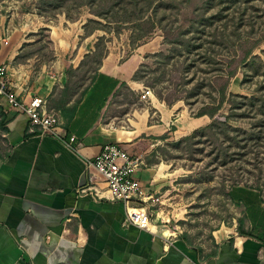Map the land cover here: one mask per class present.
I'll list each match as a JSON object with an SVG mask.
<instances>
[{"label":"crops","instance_id":"obj_1","mask_svg":"<svg viewBox=\"0 0 264 264\" xmlns=\"http://www.w3.org/2000/svg\"><path fill=\"white\" fill-rule=\"evenodd\" d=\"M16 33L0 47L8 60L19 50L13 46ZM145 46L123 59L120 51L111 49L79 100L70 98L59 107L56 100L53 107L50 102L56 75L48 74L40 85L11 81L21 99L47 97L50 107L59 111L60 123L56 133L42 132L24 111L10 108L8 147L0 152V264H264V186H233L229 195L239 210L232 221L220 222L207 243L196 244L187 233L162 227L156 219L170 216L161 211L147 228L128 221L124 202L106 197L107 183L89 166L108 142H118L132 153L133 147L145 144L143 136L155 145L209 123L208 115L194 116L187 107L169 105L156 95L148 97L151 106L135 108L130 126L105 122L110 102L124 82L140 95L145 88L134 79ZM56 49L59 64L58 40ZM14 71L9 65L8 73ZM144 164L137 175L147 196L157 174L155 167Z\"/></svg>","mask_w":264,"mask_h":264},{"label":"rangeland","instance_id":"obj_2","mask_svg":"<svg viewBox=\"0 0 264 264\" xmlns=\"http://www.w3.org/2000/svg\"><path fill=\"white\" fill-rule=\"evenodd\" d=\"M26 1L29 0H0V47L12 40L15 30L17 44L13 46H19L12 60L6 58L8 53L0 51V62L14 67L17 71L8 73L9 77L14 76L10 80L16 82L20 79L21 85L25 86L40 85L48 74L56 75L51 107L62 96L64 88L69 99H78L92 83L99 64L111 49L120 51L123 59L139 45L147 47L143 48L147 51L140 65L139 76L143 80L140 82L151 87L157 98L161 99L156 92L163 91L164 96H171L174 103L187 107L191 114L197 113L210 101L217 102L219 91L210 79L218 71L220 62L217 59L228 52L218 42H213V35L200 34L196 28L184 33L180 43L166 40L162 27L176 26L182 19L177 2L155 0L145 18L154 13L157 27L143 35L146 27L136 20L132 4L125 8L123 5L112 7L108 18L113 20L109 21L91 13L87 5L81 8L68 5V16L62 10L50 9L44 13L36 4L25 11ZM199 6V11L206 16L219 13L223 17L222 20L214 19L211 31L216 26L223 29L224 21L233 15L243 16L242 32L249 31L252 23H255L256 29L264 28V0H206ZM131 11L135 13V20H124ZM44 27L47 30H41ZM56 40L61 43L59 64ZM254 54L258 58L249 59L230 84V90L240 95L238 104L230 110V105L226 103L217 114L222 121H229L231 129L233 127L240 135L251 139L247 146L239 147L232 141L225 156L214 146L208 133L198 132L189 140L184 135L155 145L143 136L145 144L130 150L134 155L142 156L144 163L156 168L157 179L152 177L151 188L147 190L151 218H158L159 211L167 217L169 215L168 220L156 221L164 228H176L183 234L187 233L196 244L207 243L211 230L222 221H232L239 210L229 195L234 184L264 186V111L257 100L250 103L242 98L257 99L264 95V41L255 48ZM209 59H216L217 62ZM18 68L21 69L18 71ZM25 76L26 83H23ZM151 81L153 86L149 84ZM150 101L124 84L112 98L105 122L108 125L130 126L135 108L151 106ZM10 108L5 99L0 98L1 153L8 147L3 116L11 112ZM207 119L211 122L210 116ZM178 140L182 142L176 143ZM144 163L143 167H146Z\"/></svg>","mask_w":264,"mask_h":264},{"label":"trees","instance_id":"obj_3","mask_svg":"<svg viewBox=\"0 0 264 264\" xmlns=\"http://www.w3.org/2000/svg\"><path fill=\"white\" fill-rule=\"evenodd\" d=\"M165 3H170L169 1L160 0ZM172 2H177V6L181 10L182 19L176 26H170L167 27L166 25L162 27L164 29V37L166 40H168L170 43H180L182 42V38L184 37V33H187L192 28H196V30L200 34H206V35H213L214 41L218 42L217 44H220L222 48H225V50L228 53L223 54L224 57L219 60L220 65L217 67L218 71L216 74L212 76L210 79L214 86L217 87L219 98L217 102L210 101L200 107L197 113H192L194 116H202V115H208L211 117V122H209L207 125L201 127L197 131H194L190 135L186 136V139H192L197 136L198 132H205L208 133L209 139L213 142L214 146H217L219 148V151L223 153V155L227 156L228 149L232 146L231 142L235 141L237 146L239 147H245L247 146L248 142H250V138L247 136L240 135V132L238 133L237 129H234L231 125H229V121H222L219 119L217 114L221 112L223 107L228 103L230 105V110H234L235 106L238 104V97L240 95L232 92L230 90V84L232 79L239 73L242 66L245 65L249 59L258 58L254 54L255 48L264 41V28L263 29H256L255 23H252L251 29L249 31H241V27L244 26L243 23V16H236L233 15L230 18L226 19L223 23V29H220V26H216L213 31V24L214 19L218 18L220 20L223 19V17H220L219 13L216 15H209L206 16L205 13H201L199 11V5L203 3L206 0H171ZM143 2V4H142ZM140 2L139 0H29L24 3V10L28 11L31 6L38 5V8H40L44 13H47L51 10H62L70 16V10L66 9L68 5L73 7H79L81 8L84 5H87L90 7V11L93 14H96L98 16L104 17L108 19L109 21H112L113 19L108 18V11L112 7H121L123 5L127 6L129 4H132L134 9L133 11L136 12V20L139 22V24H142L144 27H146V33L143 35H146L147 33L152 32L155 27H157V20H153L154 13H149L147 18H145V13L148 12L155 0H142ZM125 8V7H124ZM51 9V10H50ZM126 9H129L126 8ZM23 10V9H22ZM131 11L130 16L123 18L126 21H133L135 13ZM157 13V12H156ZM91 21L93 19H90ZM119 20V19H114ZM122 20V19H121ZM161 20V19H160ZM201 26V27H200ZM101 28V27H96ZM41 30H47L45 27ZM259 33V36H255V34ZM170 39V40H169ZM49 41L52 42V39L49 38ZM236 45L239 47L236 48ZM25 46V44L23 45ZM20 55V53L17 55V57ZM16 57V58H17ZM211 60V59H209ZM216 59H212L211 61L217 62ZM141 73L140 67L137 69L134 79L143 81L142 78L139 76ZM166 73V72H165ZM95 76L93 77L94 80ZM92 80V81H93ZM128 85L126 82L123 83V85ZM153 86V81L149 83ZM87 87L83 90L82 94L85 93ZM62 93V96L56 100V106H62L65 105L69 98L67 89L64 88ZM157 95L165 101L167 104L172 105L174 104L175 100H172L171 96H164L163 91H157ZM244 99H248L250 103L252 101L257 100L260 104V108L264 111V95L261 94V96L257 97H250L247 98L246 96H242ZM79 100V99H77ZM234 112V111H232ZM229 118V115L227 116ZM7 121H8V114H4L3 116V125L5 127V130L7 131ZM174 126L172 127V129ZM236 131V132H233ZM224 133L223 136L221 134ZM235 133V134H234ZM251 133H249L250 135ZM248 135V136H249ZM167 135H164L165 138ZM182 140H178L176 143H181ZM239 185L234 184L233 186ZM259 186V185H258ZM230 194V190H229Z\"/></svg>","mask_w":264,"mask_h":264},{"label":"built area","instance_id":"obj_4","mask_svg":"<svg viewBox=\"0 0 264 264\" xmlns=\"http://www.w3.org/2000/svg\"><path fill=\"white\" fill-rule=\"evenodd\" d=\"M155 96L153 89L145 86L142 98ZM0 98L5 99L11 108L24 111L31 123L38 126L42 132L56 133L60 123V113L51 108L47 97L31 95L29 99H21L13 90L8 75V65L0 63ZM74 139V136L72 137ZM139 155L130 153L118 142H108L102 151L89 162L107 183V198L124 202L127 219L139 227L152 226V218L147 205L148 196L137 175L143 165Z\"/></svg>","mask_w":264,"mask_h":264},{"label":"bare ground","instance_id":"obj_5","mask_svg":"<svg viewBox=\"0 0 264 264\" xmlns=\"http://www.w3.org/2000/svg\"><path fill=\"white\" fill-rule=\"evenodd\" d=\"M103 147H104V146H103ZM101 151H102V150H101ZM165 232H166L167 234H171V233H172L171 230H169V229H166Z\"/></svg>","mask_w":264,"mask_h":264}]
</instances>
